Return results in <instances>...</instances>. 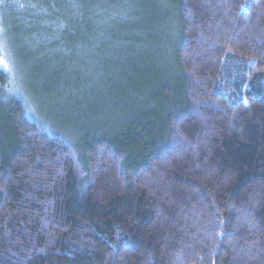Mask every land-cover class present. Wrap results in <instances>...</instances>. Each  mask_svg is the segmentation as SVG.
Instances as JSON below:
<instances>
[{
  "label": "trees",
  "instance_id": "16d2710c",
  "mask_svg": "<svg viewBox=\"0 0 264 264\" xmlns=\"http://www.w3.org/2000/svg\"><path fill=\"white\" fill-rule=\"evenodd\" d=\"M31 1L59 120L0 69V264H264V0Z\"/></svg>",
  "mask_w": 264,
  "mask_h": 264
},
{
  "label": "rangeland",
  "instance_id": "374dc122",
  "mask_svg": "<svg viewBox=\"0 0 264 264\" xmlns=\"http://www.w3.org/2000/svg\"><path fill=\"white\" fill-rule=\"evenodd\" d=\"M41 1L43 0H39ZM32 2L36 3L31 0H0V69L10 75L8 91L19 96L25 94L32 102L31 109L36 108L37 117L46 119V116H51L50 123H54V119L59 120L58 116L55 118L53 112L50 115V110L39 106V95L36 96L34 92L42 87L46 76L53 71L52 68L58 69L61 63H37L44 55H37L35 52L39 42V28L45 32L49 29L53 32L57 25L48 24V20L44 18L49 14L45 10L46 5L34 6ZM26 14L30 18L24 16ZM56 40L57 38L48 39L42 35V41L46 44ZM99 70V75L95 74L94 78L98 79L104 73L106 76L113 69L106 70L101 66Z\"/></svg>",
  "mask_w": 264,
  "mask_h": 264
}]
</instances>
